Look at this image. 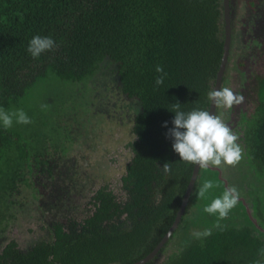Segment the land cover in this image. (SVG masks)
<instances>
[{"label": "trees", "instance_id": "obj_1", "mask_svg": "<svg viewBox=\"0 0 264 264\" xmlns=\"http://www.w3.org/2000/svg\"><path fill=\"white\" fill-rule=\"evenodd\" d=\"M37 35L51 37L56 46L33 58L27 49ZM222 43V0H0V108H19L26 94L51 76L73 83L99 70L113 74L123 99L138 102L134 139L127 144L131 158L119 179L124 200L117 201L103 185L90 197V213L80 222L65 228L55 222L48 240L24 250L2 238L21 209L20 194L39 209L54 179L45 155L58 146L42 130L31 145L24 130L5 129L0 122V264H132L145 257L171 225L193 166L179 158L166 136L173 127V104L179 102L184 112L208 110ZM257 44L247 48L253 58L236 62L234 92L244 101L229 115L241 125L248 165L264 175V43ZM157 65L167 73L159 87ZM250 95L256 103L246 101ZM166 162L171 166L167 174ZM196 185L176 229L144 264L160 257L158 264H254L261 259L264 230L246 212L233 222L229 215L207 218L202 212L185 220ZM252 205L261 213L257 203ZM205 230L211 235H193ZM175 235L179 242L166 251Z\"/></svg>", "mask_w": 264, "mask_h": 264}, {"label": "rangeland", "instance_id": "obj_2", "mask_svg": "<svg viewBox=\"0 0 264 264\" xmlns=\"http://www.w3.org/2000/svg\"><path fill=\"white\" fill-rule=\"evenodd\" d=\"M231 7V40L220 89L228 87L234 91L239 74L236 62L246 56L253 58L247 48L256 41L259 48L264 43V37H258L264 33V0H231ZM103 71L73 83L59 81L53 76L46 78L26 94L19 108L13 110L23 109L31 118V124H19L14 118L12 126L19 131L24 130L31 139V145L40 140L36 133L39 131L41 134L42 130L48 132L50 140L58 146L56 152L49 149L45 155L54 179L49 191L39 199V209L35 208V202L29 196L20 194L17 198L22 201L21 209L2 238L14 240L21 250L37 241L48 240L49 228L55 222L64 228L70 222H80L90 213V197L103 185L108 186L117 201L124 200L119 179L131 158L127 144L134 139L131 127L138 102L123 99L112 83L113 74ZM249 100L256 103L252 95L247 96L246 101ZM45 104L48 105L46 109L42 108ZM229 112L227 108L216 106L214 114L221 116L232 130L238 131L237 143L243 149V158L236 166L224 164L200 168L185 220H192L201 212L210 218L212 214L203 209L221 196L226 187L235 186L240 198L228 214L231 222L239 213L246 212L253 219L252 224L264 230V175L248 165L241 125L237 124V116L233 114L230 117ZM45 123L46 129L43 130ZM64 148L68 150L63 153ZM206 180H211L214 187L200 198L197 193ZM204 202L205 207L199 212ZM253 203H257L261 211L258 215ZM178 242L175 235L166 251L172 250Z\"/></svg>", "mask_w": 264, "mask_h": 264}, {"label": "clouds", "instance_id": "obj_3", "mask_svg": "<svg viewBox=\"0 0 264 264\" xmlns=\"http://www.w3.org/2000/svg\"><path fill=\"white\" fill-rule=\"evenodd\" d=\"M56 46L51 37L34 36L30 42L27 51L33 58L39 57L41 53L51 50ZM155 71L159 73L155 84L159 87L164 83L167 73L163 67L157 65ZM208 99L216 106H222L231 109L234 105L243 103L244 97L235 93L231 88L224 87L218 90H210ZM179 102L173 104L175 113L172 120L173 127L168 129L166 136L173 140L172 148L179 158L187 163L196 164L200 168L209 166L220 167L224 164L236 166L243 158V149L237 143L239 137L232 128L221 118V116L212 114L208 110L193 109L190 112L180 110ZM42 108H48V105H42ZM19 124H31V118L23 109L15 111H6L0 108V122L5 129L13 125V119ZM167 121L164 127H167ZM163 171L167 174L171 172L169 163H164ZM214 187L211 180H206L198 190V197L204 198L208 191ZM240 193L235 186H228L221 196L214 198L203 211L209 214H219L220 219L227 218L229 212L239 202ZM219 227V224H217ZM197 238L209 236L211 232H194ZM261 259L254 261V264H264V249L260 250Z\"/></svg>", "mask_w": 264, "mask_h": 264}, {"label": "water", "instance_id": "obj_4", "mask_svg": "<svg viewBox=\"0 0 264 264\" xmlns=\"http://www.w3.org/2000/svg\"><path fill=\"white\" fill-rule=\"evenodd\" d=\"M229 0H222V18H223V43H222V52L220 61L218 64V68L216 71L214 83L212 90H218L220 89L221 80L225 71L226 63H227V57L229 52V45H230V37H231V14H230V7H229ZM215 107L216 105L213 104L212 101L209 100L208 105V111H210L212 114L215 113ZM200 167L196 164H193L189 180L187 182V185L185 187V190L183 192V195L180 200V204L177 208V211L175 213V216L173 218V221L165 234L162 236V238L158 241V243L154 246V248L142 259L132 263V264H144L148 261H150L154 256L158 254V251L161 249V247L167 242L173 231L176 229L183 213L185 210V207L187 205L188 199L190 197V194L193 190L198 172Z\"/></svg>", "mask_w": 264, "mask_h": 264}]
</instances>
